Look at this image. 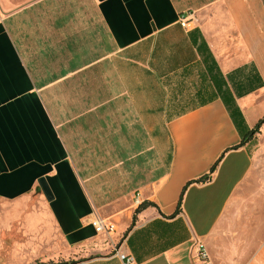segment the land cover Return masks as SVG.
<instances>
[{
  "label": "crops",
  "instance_id": "obj_1",
  "mask_svg": "<svg viewBox=\"0 0 264 264\" xmlns=\"http://www.w3.org/2000/svg\"><path fill=\"white\" fill-rule=\"evenodd\" d=\"M263 106V0H0V264H264Z\"/></svg>",
  "mask_w": 264,
  "mask_h": 264
},
{
  "label": "built area",
  "instance_id": "obj_2",
  "mask_svg": "<svg viewBox=\"0 0 264 264\" xmlns=\"http://www.w3.org/2000/svg\"><path fill=\"white\" fill-rule=\"evenodd\" d=\"M193 20L194 18L190 14L189 16L182 19L181 24L183 27L188 28ZM136 202L139 204V199H137ZM90 224L98 235H105L111 238L116 233V229L113 225L100 218L91 220ZM196 249V264H209V255L205 245L203 243H198L196 245ZM116 253L119 259L124 262V264H135V259L132 255L121 252L120 249Z\"/></svg>",
  "mask_w": 264,
  "mask_h": 264
},
{
  "label": "trees",
  "instance_id": "obj_3",
  "mask_svg": "<svg viewBox=\"0 0 264 264\" xmlns=\"http://www.w3.org/2000/svg\"><path fill=\"white\" fill-rule=\"evenodd\" d=\"M263 2H264V0H263ZM263 126H264V117L261 118V119L256 123V125H255L250 131H248V132L245 134V136L243 137V139H242L240 145H238V146L232 148L231 150H238V149H240V148L245 147L248 143H250L252 140H254V139L256 138V136L261 132V129H262ZM218 164H219V162H217V163L215 164V166L211 169L210 174L205 175V176H203L202 178H200V179H198V180H195V181L190 182V183L188 184V186H190V185H192V184H194V183L205 184V183H208L209 181H211V177H212V175L215 173ZM188 186H187V187H188ZM187 187L184 189L183 194L181 195V198H180V200H179V203H178V207H177L176 212H175L173 215L167 217L168 219H174V218H176L178 215L181 214V212H182V203H183V198H184V192L186 191ZM150 206L156 207L155 204H152V203H150V202H145V203L141 204V205L138 207V209L136 210L135 214L138 215L139 213H141L143 210H145L147 207H150ZM135 224H136V215H135V217H134V219H133L132 226L129 228V230H128L127 233L125 234V236H124V238H123L121 244L126 240L128 234L132 231V229L134 228ZM121 244H120V245H121Z\"/></svg>",
  "mask_w": 264,
  "mask_h": 264
},
{
  "label": "rangeland",
  "instance_id": "obj_4",
  "mask_svg": "<svg viewBox=\"0 0 264 264\" xmlns=\"http://www.w3.org/2000/svg\"><path fill=\"white\" fill-rule=\"evenodd\" d=\"M258 115H260L259 118H263L264 117V106L260 110ZM263 128H264V126L262 127V129ZM262 129H261V132L256 136V146H257V149H261L262 148L264 150V135H263ZM262 161H263L262 165L264 167V159ZM263 175H264V168H263ZM99 243L105 244L104 241H101ZM120 244H121V241H116V243H115L117 248L120 246ZM100 256H104V255H100Z\"/></svg>",
  "mask_w": 264,
  "mask_h": 264
}]
</instances>
